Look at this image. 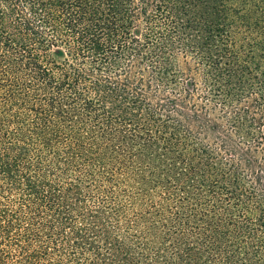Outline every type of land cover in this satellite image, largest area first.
<instances>
[{
	"label": "trees",
	"instance_id": "obj_1",
	"mask_svg": "<svg viewBox=\"0 0 264 264\" xmlns=\"http://www.w3.org/2000/svg\"><path fill=\"white\" fill-rule=\"evenodd\" d=\"M0 264H264V0H0Z\"/></svg>",
	"mask_w": 264,
	"mask_h": 264
}]
</instances>
